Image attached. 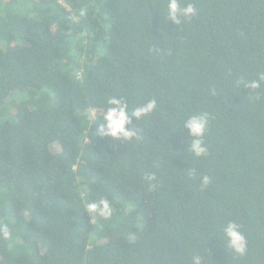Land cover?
<instances>
[{
	"label": "trees",
	"instance_id": "trees-1",
	"mask_svg": "<svg viewBox=\"0 0 264 264\" xmlns=\"http://www.w3.org/2000/svg\"><path fill=\"white\" fill-rule=\"evenodd\" d=\"M168 2L0 0V264H264V0ZM117 95L131 139L101 131Z\"/></svg>",
	"mask_w": 264,
	"mask_h": 264
},
{
	"label": "clouds",
	"instance_id": "clouds-1",
	"mask_svg": "<svg viewBox=\"0 0 264 264\" xmlns=\"http://www.w3.org/2000/svg\"><path fill=\"white\" fill-rule=\"evenodd\" d=\"M178 12L183 13L187 18H191L196 15V8L194 4L188 3L185 7L180 6L178 0H169L168 2V15L172 19L178 20ZM261 82H264V72L260 73L258 79L252 80L247 85L253 89L259 88ZM107 111L101 112L103 119L106 121V126H102L101 131L105 134H109L114 138H119L121 135L126 139H131L136 135L134 129H128L125 125L129 122V108L127 102L121 96H111L107 100ZM157 108V100L155 98L149 99L147 102L140 104L138 107L132 110V114L140 117L146 116L153 112ZM93 112H90V116L93 117ZM94 118V117H93ZM209 115L204 113L202 115H194L188 119L186 126L189 128L190 133L197 137L192 143V151L197 156H207L208 148L203 137L206 126L208 124ZM146 180H150V176H145ZM202 183L207 185L209 183V177L205 175ZM88 212L91 214L92 223H95L97 217L108 220L112 217L114 209L109 203L107 198H101L96 202L86 204ZM227 236L230 240V246L240 255H245L247 250V238L240 230V225L236 222L229 221L227 228L225 229ZM193 264H200V257L193 258Z\"/></svg>",
	"mask_w": 264,
	"mask_h": 264
},
{
	"label": "rangeland",
	"instance_id": "rangeland-1",
	"mask_svg": "<svg viewBox=\"0 0 264 264\" xmlns=\"http://www.w3.org/2000/svg\"><path fill=\"white\" fill-rule=\"evenodd\" d=\"M21 96H22V94L18 90L14 91L13 97H16L17 98V97H21ZM93 111H94L93 115H95V110H93Z\"/></svg>",
	"mask_w": 264,
	"mask_h": 264
}]
</instances>
